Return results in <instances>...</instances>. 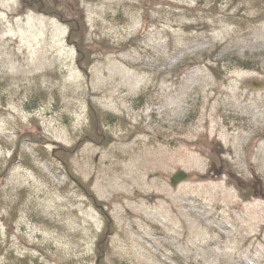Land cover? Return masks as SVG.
<instances>
[{"label":"rangeland","instance_id":"1","mask_svg":"<svg viewBox=\"0 0 264 264\" xmlns=\"http://www.w3.org/2000/svg\"><path fill=\"white\" fill-rule=\"evenodd\" d=\"M49 1L82 59L0 0V264H264V0Z\"/></svg>","mask_w":264,"mask_h":264},{"label":"trees","instance_id":"2","mask_svg":"<svg viewBox=\"0 0 264 264\" xmlns=\"http://www.w3.org/2000/svg\"><path fill=\"white\" fill-rule=\"evenodd\" d=\"M51 3L52 2H50L49 0H21L22 6L25 7L27 10H30V11H33V12H36V13L42 14V15H50V16L55 17L58 20L62 21L68 27V41H69V43L72 44L73 46L75 45V47H76L75 49L77 51L78 58L82 59L84 56V54H83V43H81L79 40L82 39L83 28L81 27V25L79 24V22L76 18H73V16L67 17L66 14L64 13V11H62L59 7L58 8L54 7ZM84 35H85V33H84ZM75 38L79 39L77 41H79L80 43L76 42ZM71 40H74V42ZM209 68L214 70V72L216 73L217 68H215V67L212 68L210 66H209ZM90 123H92V124L95 123L94 117L91 118ZM101 132H102V134H100ZM105 134H106V132H103L101 128L98 129V136H99L98 139H101V136H105ZM86 137H91V136H84V138H86ZM33 141L36 142V140H33ZM98 142H99V140H98ZM38 149L41 151L42 155H44V157L47 158V160L49 162L51 161L50 163H52V161L55 163L59 161L60 163H63V165L67 164L66 159L68 157V154H70L69 150L64 149L63 147L58 148L55 150L54 155L52 156V154H50L45 147H44V149H40V148H38ZM55 166H56V164H55ZM68 172L71 174V171L68 170ZM88 196L93 200L92 201L93 203H97V201L93 197H91L90 195H88ZM104 246L108 247V243L104 242ZM104 250H105L104 248H100V251L98 252V246H97V249H95L97 264H104V257H103ZM4 251H5V248H4V246H2L0 248V254L4 253ZM12 258L15 259V263H19L18 260H21V261L25 260L24 258L22 259V257H18V258L12 257Z\"/></svg>","mask_w":264,"mask_h":264},{"label":"water","instance_id":"3","mask_svg":"<svg viewBox=\"0 0 264 264\" xmlns=\"http://www.w3.org/2000/svg\"><path fill=\"white\" fill-rule=\"evenodd\" d=\"M253 86H257V85H253ZM186 177H187V175H186L185 172H183L181 170H178L170 178V185L172 187H175L177 184H179L180 182L184 181L186 179Z\"/></svg>","mask_w":264,"mask_h":264}]
</instances>
